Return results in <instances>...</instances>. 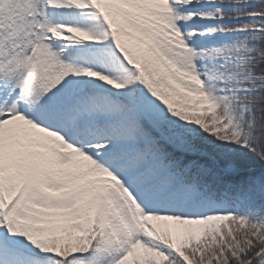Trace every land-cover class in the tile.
Instances as JSON below:
<instances>
[{
    "label": "snow or ice",
    "instance_id": "1",
    "mask_svg": "<svg viewBox=\"0 0 264 264\" xmlns=\"http://www.w3.org/2000/svg\"><path fill=\"white\" fill-rule=\"evenodd\" d=\"M0 264H264V0H0Z\"/></svg>",
    "mask_w": 264,
    "mask_h": 264
}]
</instances>
